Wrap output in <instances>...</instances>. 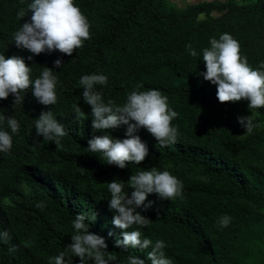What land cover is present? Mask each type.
<instances>
[{
    "label": "trees",
    "instance_id": "trees-1",
    "mask_svg": "<svg viewBox=\"0 0 264 264\" xmlns=\"http://www.w3.org/2000/svg\"><path fill=\"white\" fill-rule=\"evenodd\" d=\"M31 3L0 0V54L23 58L33 81L44 67L52 68L58 99L55 105H42L30 86L20 104L11 94L0 100L5 117L0 130L8 131L13 142L10 151L0 152V233L8 234L0 237V264H49L71 244L73 221L81 213L89 231L105 238L106 250L117 257L114 264H127L133 255L150 264L151 246H115L122 230L112 224L107 183L125 182L130 198V176L153 167L182 182V198L149 194L144 203L152 201L151 206L137 209L149 224L127 231L139 229L141 239L153 245L163 241L173 264H264V108L248 109L244 100L220 103L216 86L200 75L206 70L202 50L223 33L239 41L241 55L253 68L264 64V0H212L181 9L168 0H74L91 35L72 56L55 50L33 55L16 47L14 33L30 22ZM201 13L205 18L198 21ZM189 44L196 57L188 53ZM56 59L63 62L60 68L54 67ZM91 74L107 77L105 85L95 86L105 103L111 99L123 105L137 85L160 90L178 113L172 121L179 129L177 141L162 146L140 129L135 135L149 154L124 169L89 152L88 140L104 134L91 127V108L79 84L81 76ZM74 104L83 115L74 113ZM49 110L67 132L58 145L36 133V119ZM248 115L259 125L252 134L237 122L238 116ZM9 117L17 120V133L8 128ZM126 129L120 125L107 131L123 139ZM41 201L45 207L37 208ZM223 215L231 217L226 227L218 223ZM72 262L79 264V258L73 256ZM86 264L94 260L86 257Z\"/></svg>",
    "mask_w": 264,
    "mask_h": 264
},
{
    "label": "clouds",
    "instance_id": "clouds-1",
    "mask_svg": "<svg viewBox=\"0 0 264 264\" xmlns=\"http://www.w3.org/2000/svg\"><path fill=\"white\" fill-rule=\"evenodd\" d=\"M31 11L30 22L22 24L14 33L17 48L27 49L33 55L41 53H60L72 56L74 50L83 46V42L90 38V23L74 0H32L29 5ZM23 18V10L18 12ZM210 47L202 50V60L205 71L200 73L203 80L216 86L215 95L220 103L248 102V109L264 108V64L253 68L246 57L241 55L240 43L231 34L223 33L219 38H210ZM188 53L196 57L197 52L189 44ZM32 59L31 56L28 57ZM55 68H60L63 62L56 59ZM32 69L19 56L5 58L0 54V100H5L11 94L14 104L24 100L21 95L30 86L33 96L42 105L49 106L57 103V76L53 69L44 67L34 81L31 78ZM107 77L102 74L83 75L79 80L82 86L83 101L91 108V127L104 134L93 136L88 140V151L102 154V159L109 165L124 169L129 162L140 164L149 154L148 147L138 135L140 129H145L156 141L163 146L175 143L180 135L177 126L172 121L178 113L169 107L168 97L160 90H139L143 86L127 95L123 105H117L109 99L104 102L102 93L95 86L105 85ZM77 116L84 114L81 107L73 105ZM5 117L0 115V121ZM237 122L248 134H252L259 125L253 123V117L238 116ZM11 133L19 131L16 119L7 120ZM120 125H127L123 139L114 138L107 130ZM35 129L43 141L59 144L61 138L67 135L65 126L61 124L49 110L41 112L35 122ZM12 135L8 131L0 130V152H8L12 148ZM125 182L113 179L107 183L111 194L108 208L114 215L112 224L121 231L122 239H116V247L147 249V260L150 264H173L163 251V241L153 242L149 238L141 239L139 229L127 231L132 225L146 227L150 219L142 215L140 209H147L152 201L145 204L149 194H156L160 199L182 198V182L169 171H158L155 167L139 171L131 175L127 187L133 189L131 197L126 196ZM37 208L45 207L43 201L36 204ZM95 219V217H93ZM86 216L77 214L73 221L75 234L71 235V244L58 255L49 259V264H73L72 257L79 258V264H86V257L94 260V264H114L117 257L107 251L105 238L89 231V224L85 223ZM231 217L223 215L218 223L221 227L229 225ZM112 233L109 232V236ZM7 232L0 233V237L7 239ZM69 253L71 255H69ZM127 264H146L144 259L129 256Z\"/></svg>",
    "mask_w": 264,
    "mask_h": 264
},
{
    "label": "rangeland",
    "instance_id": "rangeland-1",
    "mask_svg": "<svg viewBox=\"0 0 264 264\" xmlns=\"http://www.w3.org/2000/svg\"><path fill=\"white\" fill-rule=\"evenodd\" d=\"M171 4L175 5V7L181 9L184 8L186 5L192 4V3H203L208 2L212 0H168ZM213 15L214 13L211 12ZM205 18V16L201 13L197 16L198 21H202Z\"/></svg>",
    "mask_w": 264,
    "mask_h": 264
}]
</instances>
